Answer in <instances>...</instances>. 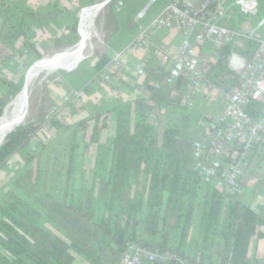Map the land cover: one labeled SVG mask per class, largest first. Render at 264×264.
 Segmentation results:
<instances>
[{
    "label": "trees",
    "instance_id": "1",
    "mask_svg": "<svg viewBox=\"0 0 264 264\" xmlns=\"http://www.w3.org/2000/svg\"><path fill=\"white\" fill-rule=\"evenodd\" d=\"M4 1L0 0V15L3 12L5 18L3 23L0 17V66L18 54L20 58L19 44L29 43L25 29L17 22L14 35L3 29V24L11 22L9 11L3 9ZM96 1L78 0L69 32L63 34L68 44L79 42L85 31L80 24L78 33L77 12ZM117 1H112L111 10ZM259 15H264V0ZM227 53L229 48L215 68H225ZM38 55L24 67L20 66L21 61H16L19 72L9 78L8 93L0 96V116L23 89L26 70L43 58ZM208 118L205 115L202 120H211ZM43 122L44 119L15 125L14 130L7 132L0 141L4 140L0 145V169L28 147L23 171L33 172L35 159L40 158L45 148L40 133ZM110 122L111 110H106L77 124L63 163L60 202L52 200L44 208L43 213L50 220L76 231L73 241L65 243L41 227L39 207L7 189L0 201V264H73L70 249L90 264H108L110 258L119 261L132 243L168 255L167 264H180L179 259L196 264H264V216L251 204L240 202L238 197L227 199L218 188L202 182L189 132L175 123L160 132L149 113L136 109L134 121L130 122L124 111L119 110L115 133L102 144V135ZM78 131L81 140L77 138ZM80 142L95 147L96 159L112 154L108 178L99 176L94 168L89 183L78 179ZM36 175L37 184L43 185L44 170L37 166ZM141 176L148 179L147 191L129 192L133 181ZM83 190L85 194L81 193ZM197 207L201 208L200 225L198 233H193Z\"/></svg>",
    "mask_w": 264,
    "mask_h": 264
},
{
    "label": "crops",
    "instance_id": "2",
    "mask_svg": "<svg viewBox=\"0 0 264 264\" xmlns=\"http://www.w3.org/2000/svg\"><path fill=\"white\" fill-rule=\"evenodd\" d=\"M167 1L169 0H162L161 4L151 9L145 20L148 21L160 6ZM4 3L3 9L9 11L7 16L11 22L6 21L8 24H3V29L14 35V22H17L25 29L29 43L19 44V50L22 52L20 58H18L20 56L18 54L16 58L9 59L0 66V96L8 93L11 88L9 78H13L19 72L16 61L24 63L37 58L38 54L46 56L45 54L57 40H63L70 46L63 34L69 32V25H71L75 17L73 12L78 6V0H5ZM146 3L147 0H118L114 9L111 10L109 8L110 4L106 7L112 13L108 17L107 36L103 44L83 56L73 68H65V71H61L62 76L53 77L54 79L49 87L50 106L57 104L63 105L64 108L52 121V126L47 136L43 139L41 135L45 150L41 153L39 159H35L33 172L28 174L23 171L26 166L25 158L28 154V147H25L18 155H14L0 169V201L5 196L7 189H10L24 200L38 206L42 212L40 226L54 233L59 239L68 244L74 239L73 231L54 220H50L43 212L48 202L52 200L60 202L63 163L67 153L70 151L77 124L80 121L93 117L96 113L111 110L110 127L104 131L101 138L102 144H105L107 138L115 133L119 110L124 111L130 122L134 121L136 109L149 113L150 119L158 125L160 132L172 123H179L178 112L180 107H187L190 110L183 118L184 121L188 120L189 124L195 118L201 122L202 117L205 115L212 120L222 115L224 111L221 102L213 103L210 102L207 95L194 93L186 80L178 79L173 84L166 82L172 62L159 61L154 50L159 45L168 47L172 52L179 50L182 44V34L174 29L155 31L152 34L153 48L151 51L147 52L145 49H137L133 52H126L123 60L124 68L118 73L112 74L109 80L104 78L106 67L112 61L115 52L122 49L139 31L140 25L136 20V15ZM87 6L90 5H85L81 8V10L85 8L83 15L93 8ZM81 10L78 11L79 15L77 12L79 17L78 33ZM1 16L4 23L3 12ZM200 52L218 71V68H215L218 62L215 59L213 45L206 43L200 49ZM227 54L228 58L224 61V67L230 69H232L233 59L237 58V69L241 68L244 60H246L244 54H238L234 56L235 58L231 53ZM142 62L147 63L144 74H140L138 71ZM74 90H80L81 97L70 102L64 101V98ZM203 121L206 120L203 119ZM187 126L188 128H183V130L191 134V127ZM77 138L78 140L82 139V134L79 131ZM193 140H195L194 137ZM80 143V156L77 160L80 168L78 179L87 184L92 177V169L94 167L99 176L108 178L112 154L110 153L107 157L99 156L96 159L93 145L86 147L85 143ZM35 145L33 146L34 150ZM254 157H257L258 160H264V155L261 152H256ZM40 161L41 165L39 164ZM37 162L40 168L44 170L43 185H38L35 180L37 177ZM92 162H94V165H92ZM58 168H61V170L58 171ZM19 171L21 172L19 173ZM243 176L241 178L242 188L244 186L249 187L250 181L247 180L244 183ZM143 177L147 178L146 176H141L140 179ZM138 190L140 189L138 188ZM136 191L137 188L134 185L129 192L135 193ZM81 193L85 194L86 190ZM242 193L243 189L240 195ZM251 205L253 206V203ZM253 207L259 212L261 208H264L262 205L260 208ZM200 209V207L196 208V216L200 214ZM195 233H198V229H196ZM90 244L94 248L96 247L93 241ZM69 251L74 257L73 264H90L77 251L72 249ZM117 263L118 260L116 258H110L108 262V264Z\"/></svg>",
    "mask_w": 264,
    "mask_h": 264
},
{
    "label": "built area",
    "instance_id": "3",
    "mask_svg": "<svg viewBox=\"0 0 264 264\" xmlns=\"http://www.w3.org/2000/svg\"><path fill=\"white\" fill-rule=\"evenodd\" d=\"M156 1L147 0L137 13L139 31L115 52L104 78L109 80L112 74L124 68L121 58L126 52L151 51L155 31L174 29L183 34L186 38L177 52L166 46L154 51L159 61L172 62L166 78L168 84L184 79L194 93L207 95L210 102L222 103V115L209 121L201 120L206 127V139L193 140V155L202 182L213 183L227 199L237 198L242 192L241 178L254 154L264 155V34L260 32L264 22L252 31H239L230 28L228 21L233 6L239 7L245 15H259L262 0H169L156 17L146 21ZM191 36H194L193 44L188 39ZM206 43L213 45L217 62L227 48L233 57L244 54L246 60L237 69V58L233 59L231 68L235 72L228 67L216 71L200 52ZM146 67L147 63L142 62L139 73L144 74ZM80 97L81 91L74 90L64 101ZM63 108V105L52 108L51 115L45 117L42 124L44 130ZM168 259V255L158 250L132 243L117 264H167ZM179 263L196 264L182 259Z\"/></svg>",
    "mask_w": 264,
    "mask_h": 264
},
{
    "label": "rangeland",
    "instance_id": "4",
    "mask_svg": "<svg viewBox=\"0 0 264 264\" xmlns=\"http://www.w3.org/2000/svg\"><path fill=\"white\" fill-rule=\"evenodd\" d=\"M103 1H106V0H98V2L95 3V5H93L91 7L99 5ZM111 1L112 0H110L104 7H102L100 12L97 14L96 19H94L95 33L93 34V37H92L89 45H87L84 48V50L74 59L73 64L72 63L68 64L69 62H62L59 65L47 66L41 72H39L38 75H36L37 77L35 76L33 78L34 79V80H32L33 83H31V86H30V94L26 98V100H25L26 102H24V114L22 116L21 121L19 123H17V125H21L23 123L24 124L29 123L31 121L43 120L48 115H51L52 108L57 105V104L56 105L53 104L50 106V101H49V93H50L49 87L51 86V82L54 79L53 77L62 76L61 71H65L66 70L65 68H67V69L73 68L83 58V56L91 53L92 51H94V49H97L99 47V45L103 44V41L107 36V29H108L107 25H109L108 17L112 13V11L106 7L110 4ZM161 3H162V0H159L155 5H152V7L149 9L148 12H150L151 9H154V7L158 6ZM166 3L167 2L163 3L160 6V8L157 10V12L149 20L156 17L162 11V9L165 7ZM78 15H79V12H78ZM83 18H81L80 20L82 21ZM261 22H264V15H257V16L245 15L244 13H242L240 11L239 7H237V6L232 7L231 17L229 18V21H228L230 28H232L234 30H239V31H243V30L252 31ZM81 25H82V23H81ZM82 32H83V29H82ZM260 32H262L264 34V25L261 27ZM82 35H83V33L81 34V38H82ZM185 38L186 37L182 34V43L185 40ZM188 39L193 44L194 36H191ZM80 41H81V39H80ZM151 42H152V37H151ZM52 46L53 47L45 54L46 56H43V59H44V57L45 58L46 57H54V56L64 52L67 49L73 48L74 46H76V44L68 46L65 43V41L57 40L56 43ZM123 60H124V56L121 58L122 62H123ZM37 62H38V60H37ZM39 62H41V61L39 60ZM25 63L26 64L30 63V60H29V62L22 63V65H20V66L24 67L23 65H25ZM27 75H29V74H27ZM9 103L6 105L3 114L0 116V119H2V116L5 115V113L8 109L7 107L9 105ZM189 112H190V110L187 107H180L179 108V112H178V115L180 117V120H178L179 127H181L183 129L186 127L188 128L187 125H189V127H191L190 128L191 129V135H193L195 140L205 141V139H206V136H205L206 127L202 123H200V121L197 118H195L196 120L193 119V121H190V124H189L188 120L184 121L183 118H184L185 114H188ZM45 124H46V122H45ZM51 126H52V122L50 123V127L47 130H44V128H42V126H41L40 133H41L43 139L47 136L48 131L51 129ZM93 149H94L95 156H96V151H95L94 146H93ZM44 150H45V148L43 149V151L41 153H43ZM36 151H38V150H36ZM27 155H26V157H27ZM39 164L40 165L42 164L41 161L39 162ZM40 165H38V162H37V166L40 167ZM92 165H94V162H92ZM60 170H61V168H58V171H60ZM247 180L250 181L249 187L244 186L242 188L243 193L241 195H239L238 200L244 204H252L253 203V206H255V207L260 208L261 205L264 207V190H263V187H264V160H258L257 157H254L252 159L248 170L246 171V173L243 176V182L245 183ZM89 182H90V180L88 181V183ZM134 185L136 186L137 190L139 188L140 190L144 189L147 191V188L149 186L148 185V179L147 178L145 179V177H143L142 179H139L138 181H133L132 187ZM139 185H140V187H138ZM212 185L214 186L213 183H212ZM241 185H243V184H241ZM77 186H79V185H77ZM76 193L79 194L80 191H76ZM195 213H196V211H195ZM260 213L264 216V208L260 209ZM198 216H200V214ZM198 216L195 215V217L193 218V221H192L193 233L196 232V229H198L199 228L198 226L200 225V217H198ZM72 231L74 234L76 233V231H74V230H72Z\"/></svg>",
    "mask_w": 264,
    "mask_h": 264
},
{
    "label": "bare ground",
    "instance_id": "5",
    "mask_svg": "<svg viewBox=\"0 0 264 264\" xmlns=\"http://www.w3.org/2000/svg\"><path fill=\"white\" fill-rule=\"evenodd\" d=\"M109 1L110 0L103 1L99 5H96L90 10H88L84 14L85 16L82 15L81 18L84 17L82 19V24L85 28V31L82 35L81 41L76 46L67 49L54 57H44V59L40 60L41 62L35 63L32 71L29 73V75L26 76L23 89L9 103L6 113L5 115H3L4 117L2 116V119H0V140H2L5 134L11 131V129L21 121L22 116L24 114V102H26L25 100L30 94V86L31 83H33V78L47 66L59 65L62 62H69L68 64H73L74 59L84 50L87 45H89L93 34L95 33L94 19L96 15L100 12L99 10L104 7Z\"/></svg>",
    "mask_w": 264,
    "mask_h": 264
},
{
    "label": "water",
    "instance_id": "6",
    "mask_svg": "<svg viewBox=\"0 0 264 264\" xmlns=\"http://www.w3.org/2000/svg\"><path fill=\"white\" fill-rule=\"evenodd\" d=\"M83 9H84V8H83ZM77 44H78V43H77ZM42 59H43V58H41V59H39V60H42ZM39 60H38V61H39ZM35 62H37V61H35ZM35 62L32 63V65H34ZM32 65H31V66H32ZM31 66H30V67L27 69V71L25 72L24 78H26V76H27V74H28V72H29ZM11 131H12V130H11ZM11 131H9V132H11ZM9 132H8V133H9ZM8 133H7V134H8ZM7 134L5 135L4 139L6 138ZM3 141H4V140H3ZM3 141H2V142H3ZM2 142L0 143V145L2 144Z\"/></svg>",
    "mask_w": 264,
    "mask_h": 264
}]
</instances>
